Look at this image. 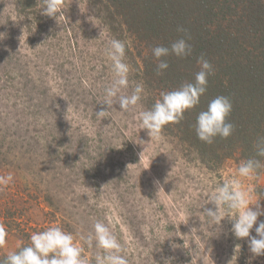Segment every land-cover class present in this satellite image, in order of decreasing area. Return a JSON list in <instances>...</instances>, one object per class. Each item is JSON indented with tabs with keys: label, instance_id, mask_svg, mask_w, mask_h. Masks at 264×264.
Listing matches in <instances>:
<instances>
[{
	"label": "rangeland",
	"instance_id": "374dc122",
	"mask_svg": "<svg viewBox=\"0 0 264 264\" xmlns=\"http://www.w3.org/2000/svg\"><path fill=\"white\" fill-rule=\"evenodd\" d=\"M41 7L42 0H0V175L13 176L0 187L8 232L0 255L19 247L23 231L51 226L81 243L99 220L124 245L129 264H248V238H235L227 216L215 225L202 213L241 161L212 167L163 130L159 139L148 136L139 113L159 90L145 89L127 112L102 104L112 80L104 48L120 20L112 7L64 0L65 17L56 18ZM125 57L130 85L123 92L130 93L136 68ZM101 109L108 110L103 119L95 114ZM242 184L264 206V169ZM94 244L84 245L86 257L95 255ZM251 264H264V256Z\"/></svg>",
	"mask_w": 264,
	"mask_h": 264
},
{
	"label": "trees",
	"instance_id": "16d2710c",
	"mask_svg": "<svg viewBox=\"0 0 264 264\" xmlns=\"http://www.w3.org/2000/svg\"><path fill=\"white\" fill-rule=\"evenodd\" d=\"M90 1L104 10L112 7L120 14V20L109 28L117 34L116 38L126 42V52L136 68L134 82H143L149 92V89L172 91L185 82H193L201 55L213 65L214 74L208 77L199 104L185 111L179 123L165 125L166 134L177 137L212 167L221 166L228 158L242 161L255 156L253 143L258 135L264 136V0ZM121 1L130 5L122 9ZM112 9L106 12L108 18ZM178 27L187 29L192 53L183 58L162 57L169 67L157 75L152 48L170 46L183 36ZM130 42L142 44L141 51H134L138 46ZM221 95L232 102L227 120L234 125V131L226 139L216 137L212 144H207L196 135V117L210 100ZM158 99L160 96L153 95L147 103L148 109ZM22 237L15 251L30 243L29 233L23 231ZM5 256L0 255V259Z\"/></svg>",
	"mask_w": 264,
	"mask_h": 264
},
{
	"label": "clouds",
	"instance_id": "9594fccd",
	"mask_svg": "<svg viewBox=\"0 0 264 264\" xmlns=\"http://www.w3.org/2000/svg\"><path fill=\"white\" fill-rule=\"evenodd\" d=\"M41 8L42 14L48 17L56 18L57 13L65 17L61 11L65 9L64 0H42ZM177 31L184 35L173 41L170 46L158 45L152 48V55L157 61V75H162L169 67L167 60L162 57L174 55L183 58L192 53V46L187 42L191 39L187 29L178 27ZM125 51L126 42L116 38H111L104 48V55L110 62L112 80L104 87L102 104L110 109L118 103L119 109L127 112L141 101L145 88L143 82H136L130 93L123 92L130 85V65L126 62ZM197 64L199 71L195 74L193 82H185L178 89L161 92L160 99L150 109L139 113L142 129L147 130L148 136L161 138L165 125L179 123L185 111L199 104L200 97L206 92L208 77L214 74V68L203 55L197 59ZM107 111L101 109L95 114L103 119ZM231 111L232 102L229 97L221 95L210 100L207 108L196 117L195 132L198 139L212 144L216 137L228 138L234 131V125L227 120ZM253 149L255 156L242 160L235 175L214 187L206 203H211L213 207H205L206 204L202 207L203 215L215 225H219L227 216L231 221L230 231L235 238H248V248L252 254L248 264H251L255 257L264 256V220L258 222V217L264 216V206L259 204V199H253L254 188L245 187L242 179H254L258 170L264 168V136H257ZM12 180L11 173L0 175V187L9 185ZM253 205L255 207H252ZM254 225L255 236H252ZM7 236L6 226L0 223V247L6 244ZM80 240L82 242L77 243L73 233L60 226H51L33 232L29 244L17 251L8 252L0 259V264H129L124 245L102 221L97 220L92 233L86 238L81 236ZM93 241L97 251L89 258L84 255V245L93 247ZM235 249L239 253L240 245H236Z\"/></svg>",
	"mask_w": 264,
	"mask_h": 264
}]
</instances>
